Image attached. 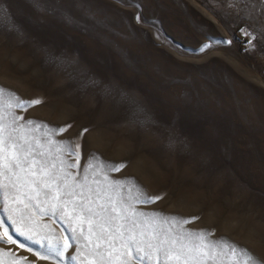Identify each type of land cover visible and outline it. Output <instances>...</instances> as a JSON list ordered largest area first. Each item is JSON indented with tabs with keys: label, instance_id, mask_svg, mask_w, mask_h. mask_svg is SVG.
I'll return each mask as SVG.
<instances>
[{
	"label": "rangeland",
	"instance_id": "374dc122",
	"mask_svg": "<svg viewBox=\"0 0 264 264\" xmlns=\"http://www.w3.org/2000/svg\"><path fill=\"white\" fill-rule=\"evenodd\" d=\"M0 88L42 100L14 111L42 143L80 145L65 154L78 178L102 169L125 198L160 197L135 205L147 217L188 219L264 264V0H0ZM12 192L0 193V237L16 243L0 241V264H93L74 221ZM25 236L72 247L57 257Z\"/></svg>",
	"mask_w": 264,
	"mask_h": 264
},
{
	"label": "snow or ice",
	"instance_id": "6c2138e0",
	"mask_svg": "<svg viewBox=\"0 0 264 264\" xmlns=\"http://www.w3.org/2000/svg\"><path fill=\"white\" fill-rule=\"evenodd\" d=\"M246 35L251 34L246 32ZM208 47L210 45L205 44L200 51ZM4 94L5 89L0 88V193L10 187L13 190V203L23 204L25 208H38L45 214H59L74 221L76 227L71 231L76 233L79 229V236L86 241L85 247L91 248V252L84 256L85 261L91 256L94 258L93 264H115L116 261L120 264H131L132 261L136 264H225V260H236L240 253H244L252 264H260L244 249L224 241L209 240V232L184 229L183 225L190 222L188 219L177 220L176 217H162L154 213L153 217H160L162 223L176 225L180 231L173 232L172 228L164 230L150 223L145 226L153 217H147L135 205L153 203L160 197H150L140 191L125 198L117 191L124 187L121 182L107 183L109 178L105 174L102 185L101 180L96 178L102 169L93 172L90 180L87 172L92 169L91 165L82 178H78L79 174L69 169L79 168L80 165L66 160L65 154L78 157L79 153L74 149H79L80 145L76 144L73 148L70 141L51 138L42 143L39 137L31 134L42 126L33 120L24 121L14 111H26L41 104L42 100H23L15 93H8L5 101ZM43 127L47 128L46 125ZM51 131L62 133L66 128ZM44 135L49 136V133L45 132ZM122 167L123 164L112 165L109 170L119 171ZM4 180L8 183L5 184ZM141 217L146 220H141ZM2 226L3 222L0 221ZM4 236L7 240L3 241V237H0V241L16 243L7 231ZM25 238L42 247L47 246L57 257L63 256L72 247L71 242L61 245L57 240L44 245L42 241L32 240L31 236ZM77 238L65 237V240ZM221 245L224 247L221 248ZM217 248L220 250L217 251Z\"/></svg>",
	"mask_w": 264,
	"mask_h": 264
}]
</instances>
